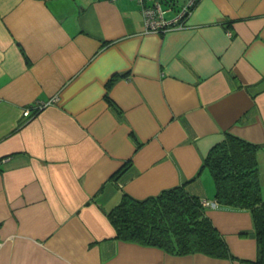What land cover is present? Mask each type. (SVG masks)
Listing matches in <instances>:
<instances>
[{
    "label": "crops",
    "instance_id": "obj_1",
    "mask_svg": "<svg viewBox=\"0 0 264 264\" xmlns=\"http://www.w3.org/2000/svg\"><path fill=\"white\" fill-rule=\"evenodd\" d=\"M185 23L147 31L137 0H0V264H254L246 209L205 208L233 259L118 240L105 213L181 184L215 200L210 147L264 145V0H198Z\"/></svg>",
    "mask_w": 264,
    "mask_h": 264
},
{
    "label": "trees",
    "instance_id": "obj_2",
    "mask_svg": "<svg viewBox=\"0 0 264 264\" xmlns=\"http://www.w3.org/2000/svg\"><path fill=\"white\" fill-rule=\"evenodd\" d=\"M262 148L264 145L225 132L203 160L218 204L246 209L252 215L256 237L254 264H264V190L256 157ZM105 213L118 240L158 247L170 254L234 258L223 235L206 215L201 198L189 194L184 184L143 199L122 193L120 201Z\"/></svg>",
    "mask_w": 264,
    "mask_h": 264
},
{
    "label": "built area",
    "instance_id": "obj_3",
    "mask_svg": "<svg viewBox=\"0 0 264 264\" xmlns=\"http://www.w3.org/2000/svg\"><path fill=\"white\" fill-rule=\"evenodd\" d=\"M141 4L147 31L161 32L172 28H182L185 26L187 17L196 0H186L180 7L175 16L166 18L165 13L168 10L163 6L167 0H137ZM46 103L37 102L34 108L25 107L22 110L24 116H31L42 108ZM202 205L207 207H217L219 204L216 200L201 199Z\"/></svg>",
    "mask_w": 264,
    "mask_h": 264
},
{
    "label": "rangeland",
    "instance_id": "obj_4",
    "mask_svg": "<svg viewBox=\"0 0 264 264\" xmlns=\"http://www.w3.org/2000/svg\"><path fill=\"white\" fill-rule=\"evenodd\" d=\"M179 1H180V0H177V2H176V3H178V4H179ZM169 15H170V14H169Z\"/></svg>",
    "mask_w": 264,
    "mask_h": 264
}]
</instances>
